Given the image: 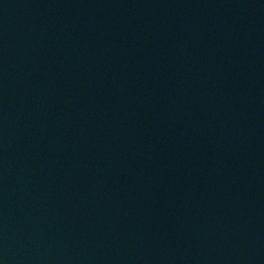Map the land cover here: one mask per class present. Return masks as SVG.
<instances>
[{
  "label": "water",
  "instance_id": "1",
  "mask_svg": "<svg viewBox=\"0 0 264 264\" xmlns=\"http://www.w3.org/2000/svg\"><path fill=\"white\" fill-rule=\"evenodd\" d=\"M0 264H264V0H0Z\"/></svg>",
  "mask_w": 264,
  "mask_h": 264
}]
</instances>
